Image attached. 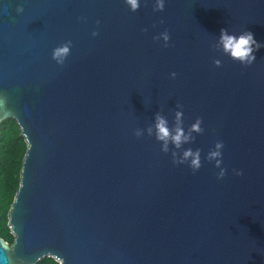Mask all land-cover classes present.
<instances>
[{"label": "water", "instance_id": "water-1", "mask_svg": "<svg viewBox=\"0 0 264 264\" xmlns=\"http://www.w3.org/2000/svg\"><path fill=\"white\" fill-rule=\"evenodd\" d=\"M154 4L0 0V121L26 143L0 264H264V47L250 66L213 47L222 28L264 44V0ZM177 111L190 139L165 153L155 116L174 134ZM189 149L195 172L173 163Z\"/></svg>", "mask_w": 264, "mask_h": 264}, {"label": "clouds", "instance_id": "clouds-1", "mask_svg": "<svg viewBox=\"0 0 264 264\" xmlns=\"http://www.w3.org/2000/svg\"><path fill=\"white\" fill-rule=\"evenodd\" d=\"M126 5L133 12L137 11L140 8V0H125ZM165 9V0H155V4L153 7L154 12H163ZM17 13H22L24 11L23 6H18L16 9ZM163 21H161L162 23ZM99 24V21H97ZM142 31H147V29H143ZM93 36L98 35L97 32L92 33ZM154 40L162 39L164 41V47L168 46V42L170 40V35L167 30L160 33L159 36L153 37ZM72 46L71 41H66L60 46H57L53 49L52 59L56 61L58 65H63L65 63L66 58L70 55V49ZM213 47L221 51L224 55H227L233 61L239 62L241 65L250 66L255 60V52L260 48L264 47V44L259 43L255 40L254 34L250 31H243L241 34H229L226 28H222L220 30L219 38L217 42L213 45ZM214 64L219 67L221 65V61L219 59L214 60ZM171 76L175 78L176 73H172ZM6 103V100H0V104ZM178 108L182 109V105H177ZM182 111H177L175 113V121L176 127L174 130V134L170 131L168 127L167 119L162 116L160 113H157L155 116V130H156V140L163 141L162 151L167 153L169 151L168 144L171 141L176 148H180L182 143L187 142L190 139V134L185 135L182 124ZM202 123L201 118H197L196 123H194L191 127V131L202 132L203 129L200 127ZM148 134L151 136L153 132V128L150 126L148 129ZM137 137L143 135L140 129H136L134 133ZM215 147L217 149H221L224 147L223 142H217ZM221 153L219 151H212L209 154V159H213L215 157L220 156ZM175 157V153L173 154ZM189 157H193L191 160V168L193 172L201 167L200 163V150L197 149L193 152L191 149L184 151L183 158L180 160H173L175 164H181ZM221 164L220 160L216 161V166L219 167ZM235 171L237 176L243 175L242 171ZM226 175V169H221L218 174V179H222Z\"/></svg>", "mask_w": 264, "mask_h": 264}, {"label": "trees", "instance_id": "trees-1", "mask_svg": "<svg viewBox=\"0 0 264 264\" xmlns=\"http://www.w3.org/2000/svg\"><path fill=\"white\" fill-rule=\"evenodd\" d=\"M26 143L13 118L0 121V237L11 244L13 235L7 226V210L19 185L22 159ZM36 264H59L53 257L45 256Z\"/></svg>", "mask_w": 264, "mask_h": 264}]
</instances>
